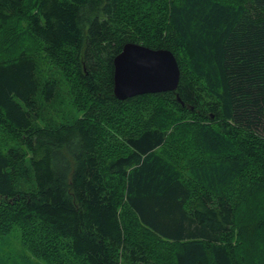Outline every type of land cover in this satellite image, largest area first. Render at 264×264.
Segmentation results:
<instances>
[{"label":"trees","instance_id":"obj_1","mask_svg":"<svg viewBox=\"0 0 264 264\" xmlns=\"http://www.w3.org/2000/svg\"><path fill=\"white\" fill-rule=\"evenodd\" d=\"M128 43L171 51L177 91L117 99ZM0 49V247L18 226L46 264H264V0H0ZM45 59L80 117L49 115Z\"/></svg>","mask_w":264,"mask_h":264},{"label":"water","instance_id":"obj_2","mask_svg":"<svg viewBox=\"0 0 264 264\" xmlns=\"http://www.w3.org/2000/svg\"><path fill=\"white\" fill-rule=\"evenodd\" d=\"M180 76L178 61L171 51L128 43L114 60V94L124 101L140 95L175 92Z\"/></svg>","mask_w":264,"mask_h":264},{"label":"rangeland","instance_id":"obj_3","mask_svg":"<svg viewBox=\"0 0 264 264\" xmlns=\"http://www.w3.org/2000/svg\"><path fill=\"white\" fill-rule=\"evenodd\" d=\"M22 27L25 28V30H27L25 24H22ZM26 39L30 42L32 40V37L29 35V37H27ZM37 42H35V47L36 46L38 47V44L40 46V42L38 43ZM7 48H11V47L8 46ZM36 50H40V48ZM15 52H16L15 49H9L7 53L2 52L0 49V58H2V56H10ZM39 55H44V53H40ZM42 70L45 75L48 76L51 75L54 78H57L60 83L59 85L61 90V96L58 101L59 103L57 102L55 105L48 107L49 115L52 116L54 119H56V122L59 123L65 122L69 117H76V118L80 117L82 115L81 112L83 111V107L85 104L81 106L79 109L72 102V98L70 96L71 92H70L69 81L67 79L65 72L63 71V68L62 67L57 68L50 60L45 59L42 61ZM8 136H12V132L7 130L6 127L0 126V140L2 141V146L3 147L18 146V141H15L9 138ZM109 136L110 135H107L106 139L104 140L108 141ZM127 220H128L127 224L129 227H131L130 231L133 234L135 232V228H132L130 218ZM13 231H15V233H13L9 239H7L5 242L2 243V244L6 243L5 245L0 247V264H46L44 262H40L35 256L32 255L31 252H28V250H26L23 247L24 244L20 246L19 239L21 237L19 235L18 226L15 227ZM152 249L157 254L161 252L156 249L155 245L152 246ZM9 254H11L12 259L8 262L6 258H9Z\"/></svg>","mask_w":264,"mask_h":264}]
</instances>
